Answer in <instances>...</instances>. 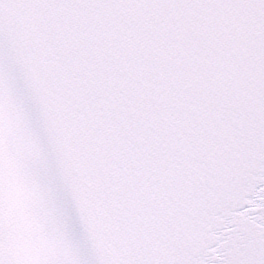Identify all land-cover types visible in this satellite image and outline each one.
<instances>
[{
  "label": "snow or ice",
  "instance_id": "snow-or-ice-1",
  "mask_svg": "<svg viewBox=\"0 0 264 264\" xmlns=\"http://www.w3.org/2000/svg\"><path fill=\"white\" fill-rule=\"evenodd\" d=\"M0 264H264V0H0Z\"/></svg>",
  "mask_w": 264,
  "mask_h": 264
}]
</instances>
